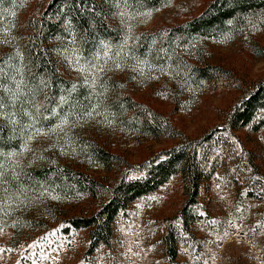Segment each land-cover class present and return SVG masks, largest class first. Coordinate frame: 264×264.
<instances>
[{
    "label": "trees",
    "instance_id": "16d2710c",
    "mask_svg": "<svg viewBox=\"0 0 264 264\" xmlns=\"http://www.w3.org/2000/svg\"><path fill=\"white\" fill-rule=\"evenodd\" d=\"M27 1L0 0V26L10 22L7 28H13V15ZM170 1L128 0L125 4L123 0H89L90 5H95V10L89 12L84 7L85 0H79V7L78 0H50L40 17L29 20L28 33L15 36V48L0 54V66L5 73L0 74V84L15 90V83L9 77L16 75V80H20L16 68L24 69V85H21L24 94L14 100L11 92L0 88L4 104L0 111L6 115L15 113L13 118L17 121L13 125L9 119L0 118V152L4 153L0 156L4 172L0 182V228L10 226L18 234L24 223L38 226V221L30 223L21 212L43 194L59 198L58 202L86 200L93 202V211L71 218L70 228L88 231L92 248L109 246L119 215L130 204L157 192L177 176L182 178L189 198L183 210L185 228L193 222L188 208L197 204L201 187L215 173L216 167L209 166L208 157L209 147L223 138H217L219 130L200 141H183L134 168L114 184H101L85 171L93 167L114 171L126 165L121 156L108 150L99 135L125 133L133 138H179L168 121L134 101L128 89L159 83L169 93L176 92L174 97L186 96L190 91L202 92L223 73L201 57L203 44L235 38L264 11V0H214L201 15L182 25L130 36L127 24L131 19L156 12ZM121 12L125 14L122 16ZM100 41L111 46L109 55L114 59L119 53L123 67L115 69L110 60L105 71L98 74L95 87L91 83L92 75H88V83H85L86 73L79 79L68 77V71L78 67L77 53L90 58L99 52L102 59L98 63H104ZM17 50L22 60L16 56ZM9 57H12L10 61ZM138 61L147 63L138 64ZM84 62L81 59L80 63ZM40 77L50 86L36 95L40 108L37 114L30 102L29 89L39 83ZM73 84L78 87L69 93ZM62 94L69 97V104L60 106L59 114L53 115L51 109L59 103ZM26 100L29 102L22 103ZM97 104L92 117L83 115ZM25 110L36 117V127L46 132L65 113L72 114L68 115L69 123L63 131L57 129L28 141V146L40 143L41 147L24 151L25 137L31 131L22 129L31 123ZM263 114L264 83H261L228 114L224 131L254 127L257 132L262 127L259 120ZM77 116L81 117L79 121ZM136 174L140 177H134ZM166 240L168 254L174 259L178 255L174 232Z\"/></svg>",
    "mask_w": 264,
    "mask_h": 264
},
{
    "label": "rangeland",
    "instance_id": "374dc122",
    "mask_svg": "<svg viewBox=\"0 0 264 264\" xmlns=\"http://www.w3.org/2000/svg\"><path fill=\"white\" fill-rule=\"evenodd\" d=\"M49 1L23 3L13 15L14 27L7 28L10 22L0 26V54L15 48V36L28 33L29 20L40 17ZM213 1L171 0L156 12H148L150 16L145 13L131 19L127 29L134 37L173 28L201 15ZM200 50L208 65L223 72L202 92L174 97L176 92L169 93L159 83L127 91L134 101L168 121L179 138L99 135L126 165L114 171L85 170L101 184H114L183 141H200L219 130L217 138H223L209 147L208 157L215 173L201 187L197 204L188 208L193 215L188 228L183 210L189 198L179 176L130 204L114 224L110 245L98 248L91 247L88 231L73 230L68 223L92 212V201L58 202L59 198L43 194L21 212L30 223L38 221V226L24 223L18 234L10 226L0 228V264H264V114L257 132L254 127L224 131L228 114L264 83V11L235 38L207 42ZM75 69L68 71V77L81 78ZM33 147L39 149L41 144L31 143L29 148ZM171 232L178 249L174 259L166 243Z\"/></svg>",
    "mask_w": 264,
    "mask_h": 264
},
{
    "label": "snow or ice",
    "instance_id": "6c2138e0",
    "mask_svg": "<svg viewBox=\"0 0 264 264\" xmlns=\"http://www.w3.org/2000/svg\"><path fill=\"white\" fill-rule=\"evenodd\" d=\"M123 2L125 4H128V0H123ZM77 6L79 7V0L77 3ZM84 7L89 11V12H93L95 10V5H90L89 4V0H85L84 3ZM125 13L121 12L120 15H124ZM145 15H151V13H146ZM3 41H0V43H2ZM100 44L103 48V52H104V56H103V60L104 63L100 64L98 63L100 59H102V57L100 56L99 52H96L95 55H93L90 58H85L83 57L81 54L77 53L76 54V65L78 67H76L75 70L81 72L82 74L86 73L85 75V83H88V75H92V86L95 87V83L97 80V76L100 72H104L105 68L108 64V62L111 60L114 68L115 69H120L123 67V63L118 59L119 57V53H116L115 56L116 58L114 59L113 56L109 55V53L111 52V46L107 43H105L104 41H100ZM74 52L76 50H73ZM16 56L20 57L21 60L23 59L22 54L19 52V50H17L16 52ZM12 59V57H9V61ZM81 59H83L85 62L84 64H81L80 61ZM5 63H8V61H5ZM147 61H138V64H146ZM10 67H12L11 64H9ZM133 70L135 71L136 68L134 67ZM140 74L143 75V68H140ZM0 74H5L4 73V68L3 66H0ZM16 74H18L21 79L20 80H16V75H12L9 77V79H11L14 83H15V90L5 87L3 84H0V88H4L5 91L11 92L13 99H17L19 95L24 94L23 90L21 88V85H24V80H23V74H24V69L23 67H18L16 68ZM43 86V87H41ZM49 83L48 81H45L43 79V77L39 78V83L33 85V87L31 89H29V91L32 94V99H31V103H33L34 107H35V111L38 114L40 111L39 108V104L36 103V95L38 94L39 91H43L45 88L49 87ZM25 87H27V85H25ZM78 87V85L73 84L71 86V89H69V93H71L72 91H74L76 88ZM46 99H50L48 97H46ZM29 101H24L22 103H26ZM65 104H69V97L65 96V95H60L59 96V103L55 106L52 107L51 112L53 115H58V108L62 105ZM99 105H93L90 110L86 111L83 115L86 117H92L93 113L96 112V108ZM4 108V104L2 102V98H0V110H2ZM72 113H65L63 116H61V119L59 121V123H57L55 126H53L52 128H50L47 132L39 127H36V117H34L32 115V113L28 112L27 110H25V115H28L30 117L31 123L22 126L23 130H31L29 131L27 137H25V142L23 144V150L24 151H30L31 149L28 146V141H31L33 139H35L38 136L41 135H48L50 132H55L57 129L63 131V128L65 125H67L69 123L68 121V115H70ZM99 114V113H97ZM15 116V113H11L10 115H6L3 111H0V118H7L9 119V122L13 125H15L17 123V121L13 118ZM77 121H79L81 119L80 116L76 117ZM23 130L21 131V135H23ZM66 135V134H65ZM61 151H63L61 149ZM19 153H11V155H18ZM4 153L0 152V156H3ZM4 172H3V163L0 162V182H2V178H3Z\"/></svg>",
    "mask_w": 264,
    "mask_h": 264
}]
</instances>
